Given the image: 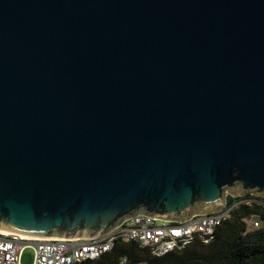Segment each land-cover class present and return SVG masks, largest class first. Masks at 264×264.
I'll return each mask as SVG.
<instances>
[{
    "label": "water",
    "instance_id": "1",
    "mask_svg": "<svg viewBox=\"0 0 264 264\" xmlns=\"http://www.w3.org/2000/svg\"><path fill=\"white\" fill-rule=\"evenodd\" d=\"M264 198V0H0V235L97 240Z\"/></svg>",
    "mask_w": 264,
    "mask_h": 264
},
{
    "label": "built area",
    "instance_id": "2",
    "mask_svg": "<svg viewBox=\"0 0 264 264\" xmlns=\"http://www.w3.org/2000/svg\"><path fill=\"white\" fill-rule=\"evenodd\" d=\"M251 195L234 198L232 206L226 203L219 213L196 217L184 224L149 220L145 217L133 218L97 240L44 242L0 235V264H22L23 253L27 248L35 252L34 264H78L88 260L95 261L111 253L118 243L137 244L150 250L154 256L161 257L188 247L196 238L209 243L217 228L242 205L252 206L259 203L264 206V198ZM252 218L245 222L248 228H257V223L251 225ZM126 263L127 260H124L123 264Z\"/></svg>",
    "mask_w": 264,
    "mask_h": 264
},
{
    "label": "trees",
    "instance_id": "3",
    "mask_svg": "<svg viewBox=\"0 0 264 264\" xmlns=\"http://www.w3.org/2000/svg\"><path fill=\"white\" fill-rule=\"evenodd\" d=\"M235 199L228 197L227 205ZM257 217L260 229L251 231L246 219ZM264 264V206L242 205L219 226L209 243L196 238L188 247L158 257L137 244L118 243L115 249L95 261L78 264Z\"/></svg>",
    "mask_w": 264,
    "mask_h": 264
},
{
    "label": "rangeland",
    "instance_id": "4",
    "mask_svg": "<svg viewBox=\"0 0 264 264\" xmlns=\"http://www.w3.org/2000/svg\"><path fill=\"white\" fill-rule=\"evenodd\" d=\"M229 196L230 195H228V197ZM252 223H257L258 227L257 228H249V230H251V231L260 229L263 226L261 220L257 217L252 218L251 225H253ZM34 260H35V252L31 248H27L23 253L22 264H34Z\"/></svg>",
    "mask_w": 264,
    "mask_h": 264
}]
</instances>
